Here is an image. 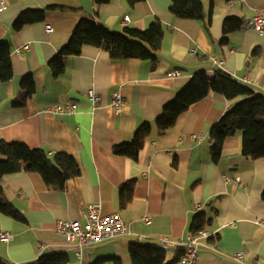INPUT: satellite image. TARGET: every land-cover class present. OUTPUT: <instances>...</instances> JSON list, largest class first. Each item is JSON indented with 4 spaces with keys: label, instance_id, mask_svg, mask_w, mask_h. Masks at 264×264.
<instances>
[{
    "label": "crops",
    "instance_id": "crops-1",
    "mask_svg": "<svg viewBox=\"0 0 264 264\" xmlns=\"http://www.w3.org/2000/svg\"><path fill=\"white\" fill-rule=\"evenodd\" d=\"M0 1L7 7L0 13V42L10 45L12 67L11 81L0 84V141L43 149L49 157L67 154L80 168L61 191L48 188L36 173L20 171L1 179L3 195L24 222L0 213V233L13 236L8 243L0 241V257L28 264L40 256L63 253L66 264H131L130 245L165 240L170 243L166 247L170 262L173 249L181 248L190 234L194 216L203 213V230L210 237L199 241L197 264H264V228L256 224L264 220V159L242 156L241 134L226 138L216 161L210 149L212 125L237 100L210 94L162 136L153 124L163 105L194 74H213L214 62L264 95V36L246 23L264 15V0H200L205 13L210 12L208 31L199 22L173 17L170 0H143L134 6L112 0L99 7L92 0ZM49 6L79 12L47 11ZM26 11H43L42 21L14 31L15 20ZM84 15H94L117 33L125 28L143 30L158 20L164 29L160 51L152 60L115 62L105 52L83 47L78 56L64 58V71L55 77L48 64ZM231 17L244 23L222 42V21ZM25 45L29 50H22ZM173 72L178 75L170 78ZM26 75L32 77L34 93L24 106H16ZM87 90L100 97L99 104L83 96ZM113 93L124 101L120 113L110 106ZM63 102L74 103L76 112L48 111ZM144 123L151 133L137 159L114 155L112 148L129 143ZM129 181H133L131 199L122 206V186ZM91 204L98 205L102 216L119 215L128 234L85 245L78 253L74 243L55 232L54 223L77 220L83 225ZM197 204L199 212L194 210Z\"/></svg>",
    "mask_w": 264,
    "mask_h": 264
},
{
    "label": "trees",
    "instance_id": "trees-1",
    "mask_svg": "<svg viewBox=\"0 0 264 264\" xmlns=\"http://www.w3.org/2000/svg\"><path fill=\"white\" fill-rule=\"evenodd\" d=\"M110 1L112 0H92L96 7ZM125 1L129 6H134L143 0ZM170 2L169 11L173 17L199 22L205 31H208L210 12L205 13L200 0H170ZM46 9L61 13L79 12L59 6H49ZM43 16V11H26L15 20L13 29L19 31L24 25L42 21ZM243 23L242 19L235 17L225 18L221 24V41L225 42L229 34L240 30ZM163 36V25L158 20L152 21L143 30L125 28L122 33H117L100 23L94 15H84L72 30L67 44L48 65L53 76H60L64 71V58L78 56L83 47H92L105 52L110 60L115 62L131 59L152 60L160 51ZM10 55V45L0 42V84L8 83L12 79ZM33 93L34 82L30 75H26L20 81V96L16 106H24ZM210 94L221 95L227 101L237 100L210 129L212 159L216 161L220 157L226 138L237 134H241L243 157L249 160L264 159V95L255 93L250 87L235 80L221 69L214 70L213 74L206 72L194 74L173 99L163 105L159 117L153 123L158 136L165 135L183 113ZM150 133V125L144 123L135 131L129 143L114 146L113 154L136 160ZM20 171L38 174L42 182L55 191H61L69 180L80 174L76 160L67 154L56 153L49 157L43 149H31L23 143L0 141V181L4 176ZM132 185L133 181H129L122 186V190L125 189L120 199L122 206H126L131 199ZM261 198L264 201V190ZM0 213L13 220L24 222L22 214L3 195L1 186ZM205 223L204 214H196L191 222L190 233L203 230ZM212 240L214 242V238ZM182 252V248L173 249V260L167 262L169 250L159 244L138 243L130 245L128 249L131 264H176L179 263ZM67 261L65 254L54 253L40 256L28 264H66ZM0 264L13 263L0 257ZM114 264L120 263L114 261Z\"/></svg>",
    "mask_w": 264,
    "mask_h": 264
},
{
    "label": "built area",
    "instance_id": "built-area-1",
    "mask_svg": "<svg viewBox=\"0 0 264 264\" xmlns=\"http://www.w3.org/2000/svg\"><path fill=\"white\" fill-rule=\"evenodd\" d=\"M6 8V5L0 1V13L5 11ZM128 22V18H124V24L127 25ZM246 23L247 26L252 29V31L264 36V15H256L251 19H248ZM47 29L50 30V28ZM22 50H29L28 45L22 47ZM214 63L216 69L221 68L220 62ZM177 75L178 72H173L168 76L173 78ZM83 96L93 105L100 103V97L93 90L85 91ZM123 104L124 101L119 93H113L111 95L110 106L116 113L121 112ZM76 110L77 106L74 103L63 102L62 104H55L48 111L58 115H69L74 114ZM226 182L236 183L238 182V179H226ZM194 210L195 212H199L201 210V205H195ZM85 211V223L83 225H81L77 220H57L54 223L55 232L61 237L65 238L68 243H74V246L72 247L78 251V253L85 245L99 244L109 239L128 234V229L119 215L110 214L108 216H102L100 214L99 207L96 204L88 205ZM143 221L145 223L148 222V216H145ZM256 224L264 228V220H257ZM209 237L210 235H208L204 230H200L194 234L190 233L185 238V240L180 243L183 252L179 259V264H197L199 241ZM12 239V235L8 233H0L1 242L8 243ZM214 242H212L210 245L212 246ZM138 243L144 244L142 241H139ZM158 244L164 247L170 246V243L165 240H161Z\"/></svg>",
    "mask_w": 264,
    "mask_h": 264
},
{
    "label": "water",
    "instance_id": "water-1",
    "mask_svg": "<svg viewBox=\"0 0 264 264\" xmlns=\"http://www.w3.org/2000/svg\"><path fill=\"white\" fill-rule=\"evenodd\" d=\"M168 250H170V249H168Z\"/></svg>",
    "mask_w": 264,
    "mask_h": 264
}]
</instances>
